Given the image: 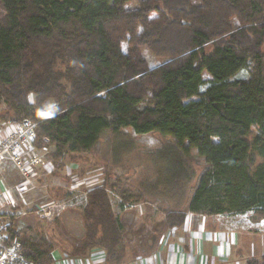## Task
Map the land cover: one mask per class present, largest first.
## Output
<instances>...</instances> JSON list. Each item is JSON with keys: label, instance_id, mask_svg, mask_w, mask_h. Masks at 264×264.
<instances>
[{"label": "trees", "instance_id": "1", "mask_svg": "<svg viewBox=\"0 0 264 264\" xmlns=\"http://www.w3.org/2000/svg\"><path fill=\"white\" fill-rule=\"evenodd\" d=\"M130 1L0 0L6 13L0 24L6 115L36 123L34 145L52 149L56 159L91 150L108 130L186 141L208 165L187 211L254 210L264 217V163L252 171L255 154L264 160V0H160L161 7L154 2L127 10ZM151 11L157 16L149 18ZM134 19L140 32L123 52L121 40L133 35ZM141 47L164 62L149 68ZM249 64L248 78H235ZM47 99L54 105L45 109ZM85 195L83 236L66 255L86 258L98 249L105 264L124 263L125 227L107 188ZM163 213L167 229L181 226L186 215ZM16 219H10L8 238L35 263L53 264V238L30 226L17 229ZM247 264H264V256Z\"/></svg>", "mask_w": 264, "mask_h": 264}, {"label": "rangeland", "instance_id": "2", "mask_svg": "<svg viewBox=\"0 0 264 264\" xmlns=\"http://www.w3.org/2000/svg\"><path fill=\"white\" fill-rule=\"evenodd\" d=\"M154 2L161 7L160 0H133L126 3L124 8L143 9L148 3ZM156 16L157 12L151 11L148 17ZM5 23L6 13L0 2V24ZM131 28L133 35L127 34L121 40L123 52L131 49L136 42L140 32L138 19L133 20ZM211 49V43L204 47L205 52ZM140 50V55L149 68L164 62L147 49L141 47ZM261 51L264 53V45ZM250 67L249 64L240 70L235 78H248ZM203 78L207 80L209 76L203 73ZM28 97L30 101L34 100L33 94ZM149 100L148 92L142 104H148ZM53 105L52 99H47L42 104L45 109ZM6 112L7 106L0 102V125L11 120ZM4 118L6 119L2 120ZM257 132L254 128L249 138L252 140ZM38 150L41 154H47V157L45 165L34 167L35 175L25 178L10 164L0 167V170L6 169L5 176L0 175V190L9 191L10 204H13L12 196L17 202L13 205L16 208L10 210L7 207V212L3 210L5 214L14 216L26 226L33 227L36 232L53 238L56 248L69 252L83 236L84 221L80 212L86 201L85 193L88 189L104 185L110 194L112 209L125 227L122 261L155 249L162 234L169 230L163 221V211L186 208L201 174L208 168L196 150L187 147L186 141L179 144L172 136L159 133L138 135L131 128L118 133L105 131L91 150L77 153L71 158L64 155L56 159L50 155L52 149ZM260 163H264V160L255 154L252 171ZM22 186L26 187L27 192L24 198L20 196L22 191H19ZM47 193H50L51 199ZM24 199L33 201L34 206L27 209L29 206L25 207L22 201ZM50 204H58L56 215L41 217L35 211ZM251 214L262 217L255 211ZM261 227L264 231V220ZM262 255L264 252L256 257L260 259Z\"/></svg>", "mask_w": 264, "mask_h": 264}, {"label": "crops", "instance_id": "3", "mask_svg": "<svg viewBox=\"0 0 264 264\" xmlns=\"http://www.w3.org/2000/svg\"><path fill=\"white\" fill-rule=\"evenodd\" d=\"M5 173L6 169L2 168L0 175L4 177ZM25 188L19 189L23 198L27 193ZM15 200L12 196L13 204H10L7 198L9 204L3 210L7 212V207L14 209ZM22 201L26 208L29 206L27 209L34 206L33 201ZM181 210L186 214L181 226L164 232L153 251L122 264H247L251 259L260 260L264 256L260 259L256 257L264 252V231L260 229L264 217L253 216L251 213L254 210L215 215L196 214L186 208ZM17 229L25 230L26 224L18 220ZM53 258V264H105L104 253L98 249L86 258H71L65 251L56 248Z\"/></svg>", "mask_w": 264, "mask_h": 264}, {"label": "built area", "instance_id": "4", "mask_svg": "<svg viewBox=\"0 0 264 264\" xmlns=\"http://www.w3.org/2000/svg\"><path fill=\"white\" fill-rule=\"evenodd\" d=\"M35 125L36 123L30 121L11 120L0 125V167L10 164L22 176L28 178L36 174L35 166L45 165L47 154H41L34 145ZM22 183L20 185H23ZM8 195V190H0V264H37L23 255L18 241L8 238L7 227L12 217L3 211ZM35 211L41 217H51L58 212V204H50Z\"/></svg>", "mask_w": 264, "mask_h": 264}]
</instances>
